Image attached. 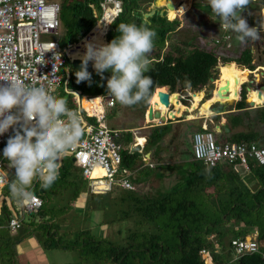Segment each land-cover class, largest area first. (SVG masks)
I'll return each mask as SVG.
<instances>
[{"label":"trees","instance_id":"1","mask_svg":"<svg viewBox=\"0 0 264 264\" xmlns=\"http://www.w3.org/2000/svg\"><path fill=\"white\" fill-rule=\"evenodd\" d=\"M100 1L61 0L60 26L54 34L55 38H58L63 46L83 38L94 26L97 17L93 9L97 8L100 11ZM122 1L123 11L109 25L108 43L120 35L117 31L119 23H137L139 26L140 18L144 15L150 18V27L157 33L154 48L149 54L151 61L149 71L145 73L153 79L150 98L129 106L132 109L141 108L144 109L145 114L146 112L148 114L149 101L156 96L157 89L162 86H169L170 93L177 89L184 92L200 91L209 84L212 77L217 78V69L221 68V63L223 66L235 65L240 69L250 70H255L259 65L254 60L257 51L252 50L251 39L241 43L237 41L235 32L229 30L230 40H223L219 18L211 8H208L211 19L208 20L211 22L208 25L209 29L204 27L199 30L196 24L200 23H196V19L198 15L206 13L195 8L194 5H191L185 12L184 18H181L177 13L170 16V9L168 10L166 6L168 0L160 2L161 6L151 1L146 4L142 0ZM243 16L248 18V13ZM261 33L264 34V31ZM216 38L220 41L216 42ZM85 40L96 41L99 46L107 44L104 39L99 37L97 39L95 34H91ZM233 42L239 44L238 49L236 46H230ZM262 42L261 51L264 50V39ZM85 52L86 49H79L76 54L81 58ZM68 65L73 72L70 71L67 88L79 90L81 91L79 94L88 96H97L108 91L107 79L112 75L110 70L103 73V79L96 71H91L90 73L93 74L91 82L77 83L75 75L77 70L72 61H69ZM226 69L228 72L232 71L231 67ZM62 71L63 84L66 77ZM245 87L244 83L240 88L241 95L235 109L226 113L233 131L230 135H225L224 140L263 144L264 105L246 108ZM179 99L183 105L189 106L192 102V98L188 101L179 96ZM68 104L74 105V101L69 100ZM119 104L117 101L116 106ZM176 114L180 116L178 112ZM169 115L178 118L174 111H170ZM214 117L215 123L219 125L220 115ZM254 119L259 125L257 128L252 125ZM171 121L172 119H169L166 123L151 127L145 143L147 150L158 147L163 137L173 132ZM210 126V123L204 125L208 128ZM239 127L242 128L238 129ZM216 134L218 136V133ZM132 141L133 131L123 130L120 138L124 146L122 167L133 172L139 154L143 153L132 152L126 148ZM188 152L192 159L187 162L155 161L154 167L144 164L145 168L148 166L147 168L155 171L153 174L158 178L165 176L162 169L169 171L170 173L165 172L170 179L169 184L159 186L153 193L139 190L138 187L117 197L122 203V209L116 217L122 222L133 219L132 226L126 228L120 241L90 233L86 229L78 230L74 237L69 238L67 235L72 231L65 226L67 224H60L58 218L55 220L52 216L45 219L43 209L30 213L41 214L40 220L34 217L31 223L39 225L41 222L45 227L43 242L46 249L59 251L76 249L78 252L76 257L59 259L53 264H207L202 256V249L208 250L218 264H264V242H261L264 241V164L250 160L249 170L239 164L235 166L229 163L211 167L194 158L192 147ZM66 158L68 160H65ZM158 158L162 160L164 157ZM224 166L230 168L225 170ZM73 167L83 176L82 170L74 164L72 157L65 155L56 180L62 178L65 182L63 188L66 190L73 188L76 181L75 177L69 174ZM238 167H242L244 171ZM245 175L256 185L254 189L245 180L246 178L244 179ZM131 180L135 184L141 182L137 177ZM42 190L45 193L43 186ZM89 192L92 195L105 194V192L93 193L90 188ZM79 193L77 191L76 196ZM45 194L48 197L47 193ZM109 205H111L110 201ZM11 209L3 208L0 211V264H19L16 246L22 235L16 238L8 226L9 218L13 214ZM254 233H257V239L261 242H259V251L236 255L232 240Z\"/></svg>","mask_w":264,"mask_h":264},{"label":"built area","instance_id":"2","mask_svg":"<svg viewBox=\"0 0 264 264\" xmlns=\"http://www.w3.org/2000/svg\"><path fill=\"white\" fill-rule=\"evenodd\" d=\"M123 7L122 0H101L100 11L97 8L93 9L97 17L94 26L78 42L63 46L58 38L48 37V34H56L60 26L61 3L59 1L0 0V77L16 78L25 83L36 81L49 88L54 95L59 96L55 90L63 82L61 71L69 61L77 58L72 54L73 51L80 47L83 40L91 33L101 34L102 39L108 43L109 25L123 11ZM262 18L264 19V15ZM222 31L223 40H230L231 32L224 29ZM219 41L220 39L216 38V42ZM89 63L93 68L94 62ZM79 97V103L69 105L67 102V104L70 109L80 113L84 134L77 146L66 156L72 157L74 164L80 167L83 176L90 182L93 193L110 191L118 185L125 189H136V184L130 179L132 171L122 167L124 146L120 138L123 130L112 127L107 122L108 111L116 106L117 100L109 95L108 91L97 96L79 94ZM84 97L92 102L99 97L100 100L96 103L97 109L90 110L84 106L82 102ZM181 98L185 99V95L181 94ZM169 109L166 111L168 112ZM161 123H163L161 120L156 119L153 120L152 125ZM200 128L192 136L195 159L211 167L229 163L235 166L239 164L247 170L250 169V160L264 164V143L217 141L214 128L202 125ZM13 134L14 130L9 129L8 132L0 135L2 150L0 187L11 183L9 173L15 174V169L5 165L3 157V149L8 138ZM136 143L134 144L137 145ZM144 159H146V165L154 167L155 163L150 160V156ZM98 169L103 170V174L95 175ZM36 181L40 182L38 178ZM37 185V182L33 183L30 189L35 199L30 203L21 204L20 210L15 209L10 216L8 226L12 232L18 231L24 224L27 214L44 207L46 198L42 183L40 182L38 190H36ZM232 245L238 256L245 252L259 251L257 233L244 238H234ZM201 253L207 264H218L208 250L202 249Z\"/></svg>","mask_w":264,"mask_h":264},{"label":"clouds","instance_id":"3","mask_svg":"<svg viewBox=\"0 0 264 264\" xmlns=\"http://www.w3.org/2000/svg\"><path fill=\"white\" fill-rule=\"evenodd\" d=\"M250 2L208 0L221 28L237 33L236 38L241 43L259 40L264 31V19L251 27L242 15ZM140 21L139 26L119 23L120 35L110 43L99 47L86 43L81 69L75 73L77 83L91 82L92 75L88 71L91 61L102 79L104 72L111 71L107 89L120 104L132 106L147 101L153 79L145 73L149 71V54L157 33L150 27L147 15ZM0 81H3L0 83V135L14 130L3 149V157L9 162L8 167L15 169L14 179L9 184L11 195L23 205L35 199L30 191L34 180L38 178L44 188L56 181L62 157L81 141L84 127L80 113L70 109L65 98L54 95L43 84L7 77H0ZM216 126L214 129L218 133Z\"/></svg>","mask_w":264,"mask_h":264},{"label":"rangeland","instance_id":"4","mask_svg":"<svg viewBox=\"0 0 264 264\" xmlns=\"http://www.w3.org/2000/svg\"><path fill=\"white\" fill-rule=\"evenodd\" d=\"M51 1H59L61 3V0H51ZM152 2L154 4H157L159 6H161L162 4H160V2H165L167 0H142V2H144V4H146L147 2ZM263 2V3H262ZM261 4V11H260V5ZM181 4H183V0H178L177 2V6L172 8V11L169 10L170 12V16L174 15L175 13H177V11H179L177 13L178 17L184 18V14L185 12L191 7V5H194L195 8L200 9L202 11H204V13L206 14H200L198 15L197 19H196V23H200V24H196L198 27V29H202L205 27V29H209V23L211 24V22L208 20L210 19V10H208V8H210V5L208 4V0H191L190 6L186 7L183 10L181 7ZM164 5V4H163ZM264 0H251L249 6L245 9V11H247L249 13V16L247 18V22L249 24V26H254L257 25V22L262 18V15H264ZM244 11V12H245ZM244 12L242 13V15H244ZM261 12L262 15H261ZM176 16V17H177ZM169 17V14H168ZM170 18V17H169ZM61 19V18H60ZM218 19V18H217ZM206 25L208 27H206ZM62 27V26H61ZM199 29V30H200ZM220 33L222 32L220 29L218 30ZM233 32V31H232ZM234 33V32H233ZM235 35H237V33H234ZM97 36V35H96ZM261 38L259 40L253 41L251 40V44L252 47L256 48L257 45H260L259 43L263 44V39H264V34H260ZM49 38H55L56 35L54 34H48ZM98 39V36H97ZM236 40V39H235ZM234 40V41H235ZM238 41V40H237ZM91 43H93L95 46L99 47V43H97L96 41H89ZM88 43L87 40H85L84 42H82V44H80V47H78L76 50L73 51V55H77L76 52L79 49H86L85 44ZM238 43L233 42L230 46L234 47L236 46V49H238ZM256 52V50H254ZM261 55V56H260ZM261 59H260V58ZM258 64L259 63H264V54L263 52H256L255 55V59H254ZM228 67V65L226 66ZM234 67V69L239 70L240 68H238L237 66H232ZM258 69V70H257ZM218 70V74H217V78H215L214 82H209V84L205 87H203L200 91L203 92V99L205 100L207 98H212L214 95L212 93V90L216 87V81L221 78V72L222 69H217ZM260 70V66L256 67V69L254 70L253 73H250L248 78H242L240 85L237 87L238 91H240L239 89L241 88V86L245 83L246 84V99L248 98L249 94V90L248 87L250 88H258V83L256 84V82H254V75L256 73H259ZM70 71L73 72V69L71 70L69 65H65L63 67V74L66 77L65 83H63L62 85L58 86L55 90V92L62 98H65L67 100V102L69 100H73L74 103H79L80 97H79V90H72L67 88V83L69 80V76L71 75ZM92 71H96L95 68H92ZM91 75H93L91 73ZM237 75H240L239 73H237ZM262 75V74H261ZM264 76V75H263ZM77 80V78H76ZM260 83H264V77L261 79ZM169 91V90H168ZM176 93L179 94L180 98H181V94L185 95V98L188 99V101H190V99L192 98V96L189 95V93L194 92V91H187L184 92L180 89H177L175 91ZM173 92V93H175ZM199 92V91H197ZM243 94V93H242ZM241 95V94H240ZM253 98H255V100L260 101L261 103H264V94L258 95V96H254ZM227 100V99H226ZM225 100V101H226ZM122 106V108H120L121 110H119V105L115 106L113 108H111L108 111V115H107V122L110 126H116V127H121L124 122V124H129L132 125V127H136L138 124V121H134L133 119L130 121H127V119L129 117L135 118V119H141L143 118L144 115V109L141 108H135L132 109L129 106H125L120 104V107ZM172 107V106H171ZM175 108H180V106H175ZM173 108V109H175ZM230 107H228L229 109ZM232 109H235L234 106H231ZM131 111L130 113L128 111ZM199 111L196 110V114H197V118L191 119L189 121H183L181 122V131L180 134L178 135V137L176 138L177 143H169L168 141L162 139L160 141L159 144L163 145V147H159V150L163 153L162 155H164V158L162 160L164 161H169V163H173L175 161V158L181 159V156H187L191 157L190 152L186 151L187 150V145L192 143V136L194 134L195 131H197L201 125H208V123L211 124L210 128H214L215 125H217L215 123V117L214 116H208V117H201V115H198ZM252 113L254 114V110H252ZM195 114V113H194ZM195 114V115H196ZM139 117V118H138ZM179 117V116H178ZM180 117H184V116H180ZM193 118V117H192ZM177 119V118H176ZM129 120V119H128ZM147 120L149 121V119L147 118ZM220 122H229L228 121V117L227 114H220ZM255 121V119H254ZM252 122V125L255 126V128H257L259 125L257 124V122ZM127 122V123H125ZM242 127H239L238 129H241ZM236 130V129H235ZM233 131V130H232ZM220 134V135H219ZM217 136V134H215L216 136V140L220 141V140H224L225 135H230V134H225L223 132H220ZM170 136L173 137V132L170 133ZM139 142L138 143H143L145 141L144 137H139ZM127 144V143H126ZM128 146V145H127ZM126 146V148H128ZM125 148V149H126ZM158 148V147H157ZM1 148H0V157L2 155L1 153ZM141 155V156H140ZM65 160H68L67 158ZM140 161L141 164H143L144 162L142 161V154H139L138 159ZM163 161V162H164ZM178 162V161H177ZM8 161L5 159V165H8ZM148 166H146V168H143L140 170L141 174L143 175H147L150 177L149 182L147 183V185H140L137 186L136 184V188H138L139 190L141 189L142 191H150V193H153L155 191L156 188H158L159 186H163V185H167L169 184V178L167 179L165 176L162 178H157L155 176V171H152L151 169L147 168ZM230 167L224 166L225 170H228ZM240 170L244 171V169L242 167H238ZM76 168H71L70 170V176L71 177H75V184L73 186V188H69L68 190H66V188H63V185L65 184L64 180L62 178H59L58 180H56L50 187L48 188H44L45 193H47L48 197L46 196V194L44 193V196L46 198V202L44 207L42 208L43 210H45V219L50 218L53 216V218L56 220V218H58V221L60 222V224H67L65 226H68L69 229L72 231L70 233H68V237L72 238L74 237L77 233L78 230H89L90 233L96 234V235H101V236H105V237H109L115 240H121L123 235L126 232V228L131 227L132 223H133V219L129 220V221H121L120 218L116 217L117 213L122 209V203L118 200V196L121 194H127L129 190L122 188L121 186H116L113 190L110 191H106L105 194H96V195H92L89 192V188L91 189L90 186V182L88 181V179L84 178L82 175H80L77 170H75ZM162 171H165V169ZM170 173L169 171H165ZM98 174H103V172L98 169L95 172V175ZM14 175L13 173H9L10 179H14ZM248 175V174H246ZM244 177L245 180H247L250 184V186L254 189L255 188V184L253 182H250L247 177ZM249 176V175H248ZM172 177V176H171ZM135 176L133 174H130V179L134 180ZM244 180V181H245ZM173 182H175L174 180H172ZM37 182V187L36 190H38L40 188V182L38 183V181L34 180L33 183ZM246 182V181H245ZM33 185V184H32ZM63 188V189H62ZM78 188V189H77ZM66 190V191H65ZM80 192L78 196H76V192ZM5 192V194L2 196L1 198V206L3 208H7L8 203L6 201V195H8L9 197L12 198V200H14V204L13 208L11 209L13 212L15 209L20 210L21 208V204L17 202V200L11 195L10 189H9V184L5 185L3 187H0V193ZM140 192V191H139ZM49 198V199H48ZM109 201L110 204L109 205ZM1 207V208H2ZM11 207V206H10ZM60 216V217H59ZM35 217L36 220H40L41 218V214H27L26 215V224H24L22 229H19L18 232L20 231L22 234L24 233H29L26 235L21 236L20 239H18L17 242V246L18 247V251H19V264H53L54 262H56L57 260L61 259V260H66L69 257H76V255L78 254L77 250H72V249H67V250H57V249H46V247L44 246V232H45V227L42 226L41 222L38 225L37 223H30L31 220H33ZM42 221V219H41ZM39 222V221H38ZM31 226H34L33 228ZM64 227V226H62ZM61 229H64L62 228ZM25 231V232H24ZM17 234L20 235V232ZM17 234H12L15 235V237L19 238V236ZM27 237V238H26ZM107 237V238H108ZM35 241L34 243L30 241ZM260 242V241H259ZM264 242V241H261ZM260 242V243H261ZM33 243V244H32Z\"/></svg>","mask_w":264,"mask_h":264},{"label":"crops","instance_id":"5","mask_svg":"<svg viewBox=\"0 0 264 264\" xmlns=\"http://www.w3.org/2000/svg\"><path fill=\"white\" fill-rule=\"evenodd\" d=\"M263 3V2H262ZM259 5H260V11L263 9H261V4L259 3ZM245 13L247 14L248 12H244V15H245ZM261 15H262V12H261ZM248 16H249V13H248ZM244 18L247 20V18L244 16ZM252 27V26H251ZM253 27H255V25L253 26ZM260 44V43H259ZM252 50L254 51V50H256L257 52H260L261 51V46L260 45H257L256 46V48H254V47H252ZM263 51V54H264V50H262ZM261 51V52H262ZM261 56V55H260ZM260 58V57H259ZM261 59V58H260ZM260 66V70H259V72H261V71H264V63H259V65L257 66V67H259ZM222 67H226V66H223L222 65V63H221V68L220 69H222ZM228 67H230V66H228ZM232 67V66H231ZM258 70V69H257ZM251 72L253 71V70H250ZM257 83V82H256ZM240 90V89H239ZM212 93H213V90H212ZM250 93V92H249ZM237 97H239L240 98V94H239V91H238V88H237ZM87 100V102H88V105H85V101L84 100ZM99 99V97H97V98H95L94 100H98ZM203 99V92L202 91H199V92H193L192 93V104L190 105L191 106V108H192V110L194 111V113L196 114V107H198L199 105H201V104H204L206 101L205 100H202ZM210 99V98H209ZM208 98L206 99V100H209ZM82 102H83V105L84 106H86L88 109H92V107H93V105H94V103L92 102V101H90L87 97H84L83 99H82ZM183 104V103H182ZM157 105H159V107L157 108L158 110H161V111H164V112H166V110L169 108L168 106H167V108H164L163 107V105H162V102L160 101L159 103H157ZM120 108H122V106L120 107V104H119V110H121ZM173 108H175V106L173 107ZM171 109V110H169L166 114H167V119L169 120V119H172V127H173V133H174V135H173V137H171L170 136V133H167L164 137H163V139L164 140H166V141H168L169 143H177V141H176V138L178 137V135L180 134V131H181V122H183V121H189V120H191V119H194V118H197L198 116H197V114L193 117V118H189V116H188V114H186V112H185V109L184 108H180V109ZM170 111H174L175 112V116L176 117H178V115L176 114V112H178V114L180 115V116H184V117H181L180 119H176V118H171L170 117V115H169V112ZM129 113L131 112L130 110L128 111ZM146 114H147V112H146ZM146 114L144 113V115H143V118H141V119H135V118H132V117H129L128 119H127V121H130V120H132L133 119V122L134 121H138V124H137V126L136 127H132V125H129V124H124V122H123V124H121L122 126L121 127H116V126H112V127H116V128H120V129H123V130H127V129H131L132 131H133V141L130 143V145L128 146V149H130V151H132L134 148V146L137 148L138 146H136L134 143H136V142H138L139 140H138V137H144L145 138V141L143 142V143H141V144H139V143H136L137 145L139 144V147L136 149L135 148V150L134 151H142V161L144 162L143 164H141L140 163V161L139 160H137V163L135 164V170L132 172V174H134V176L135 177H137V178H139V180L141 181V182H139L140 183V185L141 184H143V185H147V183L149 182V179H150V177L148 176V174L147 175H143V174H141V172H140V170L141 169H143V168H145L144 166V164H146V159H144L145 157H149L150 156V160L151 161H153L154 163H155V161H157V162H161V163H169V161H164V160H159V158L158 157H160V156H163L164 157V155H162L163 153L159 150V147L161 146V147H163V145H161V144H159L158 145V148L157 147H154V148H152L151 150H147L146 149V139H147V135L149 134V132L151 131V127L152 126H154V125H156V124H154V125H150L149 123V121L147 120V118H146ZM139 118V117H138ZM168 120L166 121V122H168ZM165 122V123H166ZM125 123H127V122H125ZM164 123V122H163ZM163 123H161V124H163ZM221 123H223V122H221ZM225 123V122H224ZM159 125V124H158ZM187 147V150L186 151H188V149H190L191 147H192V143L190 144V147H189V144L186 146ZM134 151H132V152H134ZM192 159V156L191 157H188V155L187 156H181V159H178V158H175V161L174 162H177V163H182V162H187V161H189V160H191ZM164 161V162H163ZM162 173H164L165 174V177L168 179V174L167 173H165V171L164 172H162ZM167 174V175H166ZM156 176V175H155ZM157 177V176H156ZM160 177V176H159ZM158 178V177H157ZM132 181V180H131ZM137 185H139V184H137ZM5 194V192H2V193H0V203H1V198H2V196ZM43 194H44V192H43ZM6 201H7V203H8V206H7V209H11V208H13V205L15 206V204H14V200H12V198L11 197H9L8 195H6ZM11 206V207H10ZM3 208H1V204H0V211L2 210ZM5 209V208H4ZM15 211V210H14ZM14 213V212H13ZM30 223H31V221H30ZM33 224V223H32ZM24 226V225H23ZM31 227H33V226H31ZM23 228V227H22ZM21 228V229H22ZM2 229V228H1ZM17 232L18 231H16V232H12L11 231V233L12 234H17ZM20 232V231H19ZM18 232V233H19ZM25 232V231H24ZM27 233V232H26ZM26 233H24V234H26ZM24 234H22L21 232H20V235H24ZM18 235V234H17ZM27 238V237H26ZM30 241H31V238H30ZM31 242H35V241H31ZM32 243V244H33ZM17 247V251H18V247L19 246H16ZM18 253H19V251H18ZM19 256V255H18ZM20 263V262H19Z\"/></svg>","mask_w":264,"mask_h":264},{"label":"bare ground","instance_id":"6","mask_svg":"<svg viewBox=\"0 0 264 264\" xmlns=\"http://www.w3.org/2000/svg\"><path fill=\"white\" fill-rule=\"evenodd\" d=\"M169 2H170L172 7H175V6H177L178 0H170ZM190 3H191V0H183V4H181V7L185 9L186 7L190 6ZM181 11H184V10H180V12ZM91 34H95L100 39H102L101 34H97V33H91ZM74 56L77 58H80L77 55H74ZM231 68H232V71L228 72L226 67H222L221 78H219L216 81V87L213 89V92H214L213 95L214 96L212 98H210L209 100L205 99L206 102L204 104H201L198 107H196L195 110L199 111L197 113H198V115H201V117L211 116V114L213 113L212 103H214L216 101H220V102L224 103L225 100L227 99L226 100L227 102L234 103L237 99H239V97H237V87L241 83V78H243V79L248 78L251 71H250V69H247V68L246 69H239V70L234 69V67H231ZM237 73H239L240 75H237ZM255 76L257 79L256 82L258 83V88L257 89H255V88L249 89L250 95L248 96V100L254 101V103H256V104H262L260 101H257V100H255V98H253L254 96L260 95V93L264 94V86H262V83H259V78H260L261 74L256 73ZM160 90H165V88L163 86L159 87L156 91V96L153 97L152 100L150 101V103L152 104L154 109H157L159 107V105H157V103L160 102V98L158 95V91H160ZM192 93H191V96H192ZM99 100H100V98L98 100H93L94 105H93L91 110L97 109L96 103ZM170 100H171V104L173 105V107L174 106H180V108H184L185 112H186V114H188L189 118H192L195 116L194 111L192 110V108L190 106L192 103L189 106L183 105L180 102L178 93H176V92L170 93ZM84 101H85V105H88L87 100L85 99ZM162 105L164 108H167V105H165L164 103H162ZM180 108H176V109H180ZM161 112L165 113L164 111H161ZM138 139H139V137H138ZM101 171L103 172V170H101Z\"/></svg>","mask_w":264,"mask_h":264},{"label":"water","instance_id":"7","mask_svg":"<svg viewBox=\"0 0 264 264\" xmlns=\"http://www.w3.org/2000/svg\"><path fill=\"white\" fill-rule=\"evenodd\" d=\"M169 1L166 3V6H167L168 9L171 8V4H170ZM72 64L75 67V69L78 71V70L81 69L82 59L76 58V59H74L72 61ZM88 71L89 72L92 71V66L90 65V63L88 65ZM259 74H262L260 76V78H259V83H260L261 79L264 77L263 76L264 75V71L259 72ZM214 80H215V78L212 77L211 78V82H214ZM256 80H257L256 76L254 75V80L253 81L256 82ZM262 86H264V83L262 84ZM164 88H165V90L158 91V95H159L160 101L170 108L172 104H171V100H170V92L168 91L169 86H164ZM249 89H250V87H248V90ZM238 100L239 99H237L234 103H230V102H227V101H225L224 103H222L220 101H216V102L212 103V110H213V114L212 115L225 114V113H228V112L234 110V109H228V107L235 106ZM245 105H246V108H253V107H258V106L264 105V103L263 104H256V103H254V101H249L248 98H247L246 102H245ZM147 116H148L150 125H152L153 120H156V119H159L162 122H166L167 121V115L165 113H162L158 109H154V107L152 106V104L150 102H149V106H148V114H147ZM171 118H174V117H171ZM216 129H217L218 133H220V132H223L225 134L232 133V128H231L230 124L227 123V122L220 123L219 125L216 126ZM136 146L139 147V144L136 145ZM133 148L134 149L132 151H134L136 147L134 146Z\"/></svg>","mask_w":264,"mask_h":264},{"label":"flooded vegetation","instance_id":"8","mask_svg":"<svg viewBox=\"0 0 264 264\" xmlns=\"http://www.w3.org/2000/svg\"><path fill=\"white\" fill-rule=\"evenodd\" d=\"M172 8H173V7L171 6V8H170V9L172 10Z\"/></svg>","mask_w":264,"mask_h":264}]
</instances>
